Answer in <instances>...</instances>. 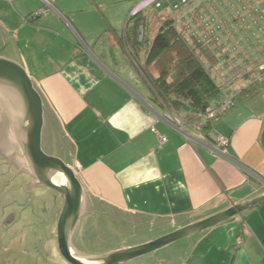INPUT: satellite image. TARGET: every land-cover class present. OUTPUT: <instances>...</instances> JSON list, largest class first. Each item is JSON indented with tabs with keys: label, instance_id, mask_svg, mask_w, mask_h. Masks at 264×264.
<instances>
[{
	"label": "crops",
	"instance_id": "crops-1",
	"mask_svg": "<svg viewBox=\"0 0 264 264\" xmlns=\"http://www.w3.org/2000/svg\"><path fill=\"white\" fill-rule=\"evenodd\" d=\"M132 8L133 0H0V57L28 72L44 101L43 134L71 157L89 197L72 245L86 214L106 207L163 235L264 195V98L234 105L206 132L152 106L122 41ZM189 241L180 261L158 264H262L264 204Z\"/></svg>",
	"mask_w": 264,
	"mask_h": 264
},
{
	"label": "rangeland",
	"instance_id": "rangeland-1",
	"mask_svg": "<svg viewBox=\"0 0 264 264\" xmlns=\"http://www.w3.org/2000/svg\"><path fill=\"white\" fill-rule=\"evenodd\" d=\"M164 2L165 0H161L163 5ZM156 4V0H133L132 9L157 8ZM230 4V0H194L179 12H174L171 6L163 11H160L163 7L157 10L161 12L159 15L161 19L175 18L179 27L185 28L187 24H191L194 29L203 28V31H197L198 36H208L207 39H203L204 42L213 41L214 47L216 46L224 57V60L216 63L211 70L218 83L224 87V98H235L234 105L239 107L245 105L250 108L251 102L255 104L261 100L260 98H264V77L251 82L264 72L262 67L264 66V0L244 1V10L247 13H252L253 10L254 13L259 14H254L238 27H235L237 25L235 22H240L237 18L239 15L244 17L242 6L238 5L241 12L235 15L233 12L237 8H230ZM229 8V11L225 10ZM151 13L154 15V12L148 14ZM224 19L228 21L227 25ZM210 29L215 33L211 34ZM215 36L219 38L218 41L215 40ZM154 68L157 72L156 67ZM217 105L219 104L214 106L211 104L209 107L215 108ZM51 141L48 133L44 132L43 151L49 155L63 157L66 162L69 156L62 152L56 141L54 143ZM16 163L17 160L0 142V262L70 264L59 252L57 243V225L64 205L62 194L42 183L40 186L30 187L31 197L25 189V184L36 180L37 177L26 171L23 166L19 170V165ZM100 212L101 214L96 216L87 213L88 229L79 227L73 234L72 243L78 251L101 255L106 253L107 249L122 247L124 243L137 245L142 240L152 237L155 239L161 235L158 230L160 228L155 229L151 224L146 226L145 221L142 220H138L140 225L137 221H133L136 224L131 225L132 219L115 214L111 208L106 207ZM10 218L7 227L3 226ZM189 240L190 238H185L176 241L127 264H158L160 261L169 263L171 260L177 263L181 255L186 256L190 250L192 251Z\"/></svg>",
	"mask_w": 264,
	"mask_h": 264
},
{
	"label": "water",
	"instance_id": "water-1",
	"mask_svg": "<svg viewBox=\"0 0 264 264\" xmlns=\"http://www.w3.org/2000/svg\"><path fill=\"white\" fill-rule=\"evenodd\" d=\"M44 117L43 98L26 69L16 61L0 57V142L17 160L19 170L23 166L26 170H32L37 177V180L25 184L31 197L30 187L42 183L63 195L64 205L57 225V240L59 252L71 264H127L264 204L262 195L233 204L202 220L137 245L116 248L101 255L79 254L71 244V234L80 215L87 209L89 197L76 170L61 157L43 151Z\"/></svg>",
	"mask_w": 264,
	"mask_h": 264
},
{
	"label": "trees",
	"instance_id": "trees-1",
	"mask_svg": "<svg viewBox=\"0 0 264 264\" xmlns=\"http://www.w3.org/2000/svg\"><path fill=\"white\" fill-rule=\"evenodd\" d=\"M244 1L230 0L232 4L230 8H237L233 12L235 15L241 10L244 12V17L239 15L237 18L240 22H235V25L237 23L235 27L254 14H259L254 13L253 10L252 13H247L244 10ZM156 3L160 5L156 4L155 7H163L160 11L171 6L174 12H179L185 7L182 0H165L164 5L161 0H156ZM238 5L242 6L241 10L238 9ZM157 8L140 7L134 10L126 22L122 41L153 90V97L150 98L149 103L154 107L163 106L174 116L189 123L199 114H205L209 105L220 104L227 99L224 98V87L218 83L211 71L216 63L224 60V57L216 46L214 47L213 41L204 42L203 39H207L208 36H198L197 31H203V28L197 30L191 24H187L185 28L179 27L175 18L161 19L159 16L161 12ZM230 8L225 10L229 11ZM150 12H154V15L148 14ZM31 16H34V13L29 17ZM224 23L227 25L228 21L224 19ZM210 33L215 32L210 29ZM214 38L216 41L219 40L217 36ZM141 54L145 56L143 62ZM261 77H264V72L251 82ZM214 119L207 118L200 130L208 131Z\"/></svg>",
	"mask_w": 264,
	"mask_h": 264
},
{
	"label": "built area",
	"instance_id": "built-area-1",
	"mask_svg": "<svg viewBox=\"0 0 264 264\" xmlns=\"http://www.w3.org/2000/svg\"><path fill=\"white\" fill-rule=\"evenodd\" d=\"M190 2L191 1H189V0H182V4H185L184 6H187L188 4H190ZM157 5L159 6L160 3H158ZM47 12H48V8L45 7V8H42L41 10H39V11L34 12V16H38V15H41V14L47 13ZM262 67L264 68V66H262ZM227 99H230V100H224L223 103H220L215 108H210L209 107L205 114H199L194 120L189 122L190 126L201 128V125L204 124V121L207 118H216L219 114H221L222 112H224L227 109H229L231 106H233V101H232L231 98H227ZM210 112H211V114H210ZM214 114H216V115H214ZM162 140H165V137H162ZM218 141L221 144V146H225V145L228 144V139L226 137H224V136H220L218 138Z\"/></svg>",
	"mask_w": 264,
	"mask_h": 264
},
{
	"label": "flooded vegetation",
	"instance_id": "flooded-vegetation-1",
	"mask_svg": "<svg viewBox=\"0 0 264 264\" xmlns=\"http://www.w3.org/2000/svg\"><path fill=\"white\" fill-rule=\"evenodd\" d=\"M26 170V169H25ZM26 171H28V172H30V173H33V171L32 170H30V169H28V170H26ZM61 197H62V200H63V204H64V197H63V195H61ZM62 210H63V208H62ZM61 210V211H62ZM60 218V217H59ZM9 221H11V218L10 219H7V223L6 224H4L3 226H5V227H7V225H8V222ZM57 234V233H56ZM57 243H58V240H57ZM74 247V246H73ZM76 249V248H75ZM75 251H77V249L75 250ZM80 252V251H79ZM82 253V252H81ZM65 259V258H64ZM68 263H70L69 261H67ZM0 264H10L9 262H0ZM71 264V263H70Z\"/></svg>",
	"mask_w": 264,
	"mask_h": 264
},
{
	"label": "clouds",
	"instance_id": "clouds-1",
	"mask_svg": "<svg viewBox=\"0 0 264 264\" xmlns=\"http://www.w3.org/2000/svg\"><path fill=\"white\" fill-rule=\"evenodd\" d=\"M231 99H232V98H231ZM232 101H233V106H234L235 102H234V100H232ZM233 106H231V107H233ZM231 107H230V108H231ZM230 108H229V109H230ZM227 110H228V109H227ZM224 112H226V111H224ZM222 114H223V113H222ZM222 114H221V115H222ZM218 116H220V114H219ZM218 116H217V117H218ZM197 129H200V128H197Z\"/></svg>",
	"mask_w": 264,
	"mask_h": 264
},
{
	"label": "bare ground",
	"instance_id": "bare-ground-1",
	"mask_svg": "<svg viewBox=\"0 0 264 264\" xmlns=\"http://www.w3.org/2000/svg\"><path fill=\"white\" fill-rule=\"evenodd\" d=\"M13 87V86H12ZM13 89H14V87H13Z\"/></svg>",
	"mask_w": 264,
	"mask_h": 264
}]
</instances>
